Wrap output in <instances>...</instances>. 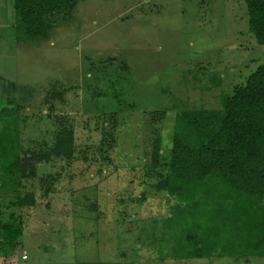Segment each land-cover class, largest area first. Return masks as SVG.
I'll use <instances>...</instances> for the list:
<instances>
[{"label": "rangeland", "instance_id": "1", "mask_svg": "<svg viewBox=\"0 0 264 264\" xmlns=\"http://www.w3.org/2000/svg\"><path fill=\"white\" fill-rule=\"evenodd\" d=\"M13 4L0 0V110L34 175L0 166V264H264L175 259L164 220L178 199L147 169L155 112L166 171L177 111L220 108L264 63L245 1L79 0L35 39L17 37ZM62 130L73 156L43 157ZM7 222L21 231L12 243Z\"/></svg>", "mask_w": 264, "mask_h": 264}, {"label": "trees", "instance_id": "2", "mask_svg": "<svg viewBox=\"0 0 264 264\" xmlns=\"http://www.w3.org/2000/svg\"><path fill=\"white\" fill-rule=\"evenodd\" d=\"M244 1L249 30L264 45V0ZM78 2L14 0L17 37H47L53 17L69 16ZM4 111L0 110L1 169L21 177L34 175L29 170L31 158L22 157L16 121ZM153 115L147 169L157 172L160 191L178 199L164 220V231L175 244L172 256L264 258V63L223 97L220 108L177 111L166 171H159L166 111ZM74 153L73 130H62L50 154L43 157L70 158ZM34 157L43 159L39 153ZM33 202L28 194L20 205ZM2 227L4 239L11 243L21 235L11 222Z\"/></svg>", "mask_w": 264, "mask_h": 264}, {"label": "built area", "instance_id": "3", "mask_svg": "<svg viewBox=\"0 0 264 264\" xmlns=\"http://www.w3.org/2000/svg\"><path fill=\"white\" fill-rule=\"evenodd\" d=\"M27 257H28V256H27V253L25 252V253H24V258H27Z\"/></svg>", "mask_w": 264, "mask_h": 264}]
</instances>
